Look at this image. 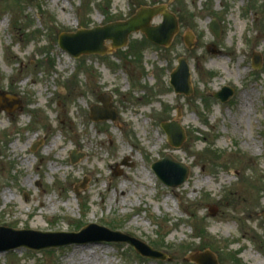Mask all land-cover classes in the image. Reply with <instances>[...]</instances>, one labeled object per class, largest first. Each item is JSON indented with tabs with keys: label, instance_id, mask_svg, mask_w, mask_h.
Wrapping results in <instances>:
<instances>
[{
	"label": "rangeland",
	"instance_id": "374dc122",
	"mask_svg": "<svg viewBox=\"0 0 264 264\" xmlns=\"http://www.w3.org/2000/svg\"><path fill=\"white\" fill-rule=\"evenodd\" d=\"M162 4L181 20L168 48L142 33L116 50L105 41L104 56L75 59L60 48L63 34L126 22ZM255 55L260 69L252 67ZM182 58L192 75L189 97L170 85ZM224 87L234 90L227 104L214 96ZM0 93L17 101L14 111H0V228L74 234L96 224L168 257L89 242L18 248L0 253V264H197L192 256L206 251L218 264H264V0H0ZM106 96L117 121L94 122L91 108ZM171 122L185 131L180 148L161 127ZM166 156L190 170L177 188L152 171ZM25 240L37 242L17 237L0 248Z\"/></svg>",
	"mask_w": 264,
	"mask_h": 264
},
{
	"label": "water",
	"instance_id": "95a60500",
	"mask_svg": "<svg viewBox=\"0 0 264 264\" xmlns=\"http://www.w3.org/2000/svg\"><path fill=\"white\" fill-rule=\"evenodd\" d=\"M163 17V22L157 26H153V21L157 17ZM210 28L212 32L220 38L221 29L216 21H214ZM143 33L149 41L152 43L169 47L171 46L174 37L179 33V23L176 16L171 13L167 6L159 5L155 7H142L135 16L126 22H118L108 25L103 28H96L94 30H81L77 34H63L60 38V46L65 51L69 52L74 57H80L82 55L107 53L104 47V42L107 40L112 41V47L114 49L125 47L128 44L129 37L133 33ZM185 41L189 48H193V37L189 35L185 37ZM208 50L212 53H216L215 47L210 46ZM262 64L261 56L255 55L254 67L260 68ZM171 84L174 86L176 93L191 96L194 91L191 82V72L187 58L179 60V66L172 73ZM234 95V90L231 88H224L223 91L216 94V98L220 99L223 103L228 102ZM100 101L103 106L96 105L92 108L91 118L95 122L105 120H116V111H110V98H101ZM16 101L5 99V104L0 100V111L6 109L9 112L15 110ZM164 128L168 134L170 144L173 147L179 148L186 140L185 132L182 127L177 123L164 125ZM36 145L34 150H36ZM79 157L76 154L72 155L73 163L78 161ZM158 177L168 187L176 188L183 185L189 178L190 171L182 163H178L171 156H167L164 160L159 161L154 165ZM104 233L96 237L94 240L83 239L86 234L89 233ZM6 234L8 237L0 239V243H8V240H13L17 237H32L37 242L32 240H25L24 243L8 245L0 248V253L8 252L18 248H28L32 250H44L51 248H62L70 245H83L89 242H118L128 243L132 245L138 253L143 257L154 260H166V256L162 253L149 247L147 244L125 235L121 232H113L107 228L100 227L98 225H90L83 229L80 233H41L34 231H16L8 228H0V235ZM70 238L66 241L58 242L59 238ZM40 239L49 240L47 243H38ZM51 239V240H50ZM54 239V240H52ZM10 242V241H9ZM192 260L197 264H218L215 255L206 251L200 255L192 256Z\"/></svg>",
	"mask_w": 264,
	"mask_h": 264
},
{
	"label": "bare ground",
	"instance_id": "6f19581e",
	"mask_svg": "<svg viewBox=\"0 0 264 264\" xmlns=\"http://www.w3.org/2000/svg\"><path fill=\"white\" fill-rule=\"evenodd\" d=\"M4 122H5V118L4 117H1V119H0V124L1 125H4ZM112 136H116V133H112ZM48 149H52V146L51 147H49ZM119 150H115L114 152H113V155L112 156H110L109 158H108V161H107V167H109V169H112V167L114 166V163L113 162H111L112 160H114L115 158H117V157H119V152H118ZM27 164H31V162L30 161H28L27 162ZM52 171H56V168H52ZM96 170H93V172H95ZM104 172V171H103ZM30 179V181L32 180L31 179V177H29ZM8 196V195H7ZM11 198L10 197H7L6 198V201H9ZM42 205L43 206H45V204H44V202L42 203Z\"/></svg>",
	"mask_w": 264,
	"mask_h": 264
}]
</instances>
